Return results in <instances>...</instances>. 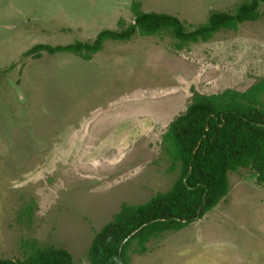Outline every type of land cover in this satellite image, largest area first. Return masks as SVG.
I'll use <instances>...</instances> for the list:
<instances>
[{
  "label": "rangeland",
  "instance_id": "1",
  "mask_svg": "<svg viewBox=\"0 0 264 264\" xmlns=\"http://www.w3.org/2000/svg\"><path fill=\"white\" fill-rule=\"evenodd\" d=\"M244 1L0 0V259H22L34 243L87 264L91 240L122 204L167 192L178 173L161 136L191 89L242 93L264 81V5L259 20L182 50L159 32L106 42L89 61L23 54L126 28L133 2L192 30ZM228 184L201 219L151 239L143 254L129 250L130 264H264V189L246 169Z\"/></svg>",
  "mask_w": 264,
  "mask_h": 264
},
{
  "label": "trees",
  "instance_id": "2",
  "mask_svg": "<svg viewBox=\"0 0 264 264\" xmlns=\"http://www.w3.org/2000/svg\"><path fill=\"white\" fill-rule=\"evenodd\" d=\"M261 5L264 0H247L233 13L210 12L204 24L187 30L176 17L144 13L139 3L133 2V23L126 28L120 21V30H103L90 43L36 45L23 56L39 59L43 52L73 54L89 61L106 42H127L136 34L152 36L159 32L168 33L177 50H182L190 44L205 43L221 31L259 20ZM263 95V80L242 93L225 89L203 95L191 89L187 108L169 123L160 142L169 171L177 172L178 177L167 192L146 203L122 204L91 240L87 264H130L129 250L143 254L151 239L201 219L228 195L230 172L249 170L264 189ZM28 248L22 259H0V264H73L64 249L34 243Z\"/></svg>",
  "mask_w": 264,
  "mask_h": 264
},
{
  "label": "water",
  "instance_id": "3",
  "mask_svg": "<svg viewBox=\"0 0 264 264\" xmlns=\"http://www.w3.org/2000/svg\"><path fill=\"white\" fill-rule=\"evenodd\" d=\"M200 213V209L198 210V212H197V214H199ZM136 233V232H135Z\"/></svg>",
  "mask_w": 264,
  "mask_h": 264
}]
</instances>
